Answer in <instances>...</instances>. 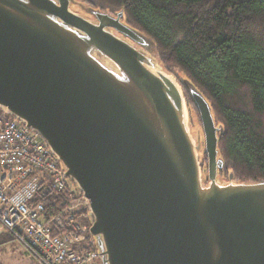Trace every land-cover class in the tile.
Here are the masks:
<instances>
[{
  "label": "water",
  "instance_id": "obj_1",
  "mask_svg": "<svg viewBox=\"0 0 264 264\" xmlns=\"http://www.w3.org/2000/svg\"><path fill=\"white\" fill-rule=\"evenodd\" d=\"M74 2L0 0V106L88 200L98 264H264V180L219 178L207 100L185 82L201 141L153 40L122 10Z\"/></svg>",
  "mask_w": 264,
  "mask_h": 264
},
{
  "label": "trees",
  "instance_id": "obj_2",
  "mask_svg": "<svg viewBox=\"0 0 264 264\" xmlns=\"http://www.w3.org/2000/svg\"><path fill=\"white\" fill-rule=\"evenodd\" d=\"M81 1L112 14L122 10L124 23L153 40L157 59L182 85L198 123L185 82L204 96L215 125L222 127L217 132L218 156L224 162L219 175L229 179L231 173L240 182L264 180V0ZM199 158L205 170V154ZM43 202L49 219L68 196L52 192ZM76 218L89 227L87 211ZM12 240L0 235V245ZM94 248L88 232L81 249Z\"/></svg>",
  "mask_w": 264,
  "mask_h": 264
},
{
  "label": "built area",
  "instance_id": "obj_3",
  "mask_svg": "<svg viewBox=\"0 0 264 264\" xmlns=\"http://www.w3.org/2000/svg\"><path fill=\"white\" fill-rule=\"evenodd\" d=\"M52 192L67 193L68 202L45 219L43 200ZM82 210L89 213L88 200L39 133L12 115L0 118V235L39 264H98L96 248L81 249L88 233L76 218Z\"/></svg>",
  "mask_w": 264,
  "mask_h": 264
},
{
  "label": "rangeland",
  "instance_id": "obj_4",
  "mask_svg": "<svg viewBox=\"0 0 264 264\" xmlns=\"http://www.w3.org/2000/svg\"><path fill=\"white\" fill-rule=\"evenodd\" d=\"M73 4H75L76 6H75V8L74 9H76L77 10V12H80V13H82V14H85V12H84V10H83V7H87L81 0H75V2L73 3ZM72 7V6H71ZM73 9V8H72ZM172 74V73H171ZM173 75V74H172ZM174 76V75H173ZM175 77V76H174ZM176 78V77H175ZM177 80V79H176ZM183 88V87H182ZM186 98V97H185ZM187 101V100H186ZM188 105V104H187ZM188 109H189V106H188ZM189 113H190V115H192L191 116V119H194V120H196V122L198 123V121H197V118H196V115L193 113V112H191V110L189 109ZM0 118H9V113L4 109V108H2V107H0ZM199 125H198V127L197 126H195V124L193 123V120H192V131H193V133L194 134H197L199 137H200V139H201V141H203V134H202V129H201V125H200V123H198ZM200 127V128H199ZM204 153V148H203V146H202V148H201V150H200V154H199V156L201 155V153ZM205 154V153H204ZM199 161H200V166H201V168H202V173H203V178L206 180V168H205V170L203 169V167H202V164H201V159L199 158ZM205 167H206V164H205ZM218 176H219V178L221 179V180H223V181H228V179H225L222 175H219L218 174ZM3 246H6V250H8L7 252L4 250V251H2L1 253H0V261L2 260L3 262L6 260V259H8L7 257L9 256V254H10V252L11 251H9L10 249L9 248H12V249H14V252H18V251H20V250H22V248L19 246V244L15 241V240H12V241H9V242H7L6 244H3ZM8 248V249H7Z\"/></svg>",
  "mask_w": 264,
  "mask_h": 264
},
{
  "label": "crops",
  "instance_id": "obj_5",
  "mask_svg": "<svg viewBox=\"0 0 264 264\" xmlns=\"http://www.w3.org/2000/svg\"><path fill=\"white\" fill-rule=\"evenodd\" d=\"M19 246L22 248V250L18 252H14V249L9 248L10 249L9 251L11 252L7 257L8 259H6L4 262L1 260L0 264H39L38 261L28 251H26L20 244ZM4 250L6 252L8 251L6 250V246H3V244L0 245V253Z\"/></svg>",
  "mask_w": 264,
  "mask_h": 264
},
{
  "label": "bare ground",
  "instance_id": "obj_6",
  "mask_svg": "<svg viewBox=\"0 0 264 264\" xmlns=\"http://www.w3.org/2000/svg\"><path fill=\"white\" fill-rule=\"evenodd\" d=\"M189 126H190V131H191L192 135L195 138L197 137L199 140H201L200 137L197 134H194L193 131H192V119H191V115L190 114H189ZM199 154H200V151H199Z\"/></svg>",
  "mask_w": 264,
  "mask_h": 264
},
{
  "label": "flooded vegetation",
  "instance_id": "obj_7",
  "mask_svg": "<svg viewBox=\"0 0 264 264\" xmlns=\"http://www.w3.org/2000/svg\"><path fill=\"white\" fill-rule=\"evenodd\" d=\"M75 6H76L75 4H72V8H73V10H74V11H77L76 9H74V8H75ZM84 15H85V16H87V14H86V13H85Z\"/></svg>",
  "mask_w": 264,
  "mask_h": 264
}]
</instances>
